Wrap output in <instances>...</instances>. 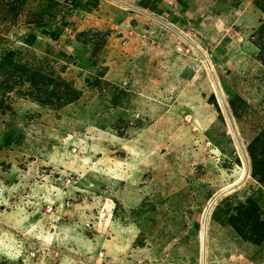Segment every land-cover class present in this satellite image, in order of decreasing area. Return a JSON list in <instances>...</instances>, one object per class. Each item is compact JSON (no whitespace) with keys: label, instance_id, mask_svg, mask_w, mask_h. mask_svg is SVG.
<instances>
[{"label":"rangeland","instance_id":"374dc122","mask_svg":"<svg viewBox=\"0 0 264 264\" xmlns=\"http://www.w3.org/2000/svg\"><path fill=\"white\" fill-rule=\"evenodd\" d=\"M120 1L0 0V264H200L234 183L204 264H264V0Z\"/></svg>","mask_w":264,"mask_h":264},{"label":"bare ground","instance_id":"6f19581e","mask_svg":"<svg viewBox=\"0 0 264 264\" xmlns=\"http://www.w3.org/2000/svg\"><path fill=\"white\" fill-rule=\"evenodd\" d=\"M109 1H111V2H113V3H115L116 5H119V6H121V7H123V8H126V9H130V10H133V11H135V12H137V13H139V14H142V15H145V16H147V17H149V18H152V19H154V20H156L157 21V18H155V17H152L151 15H149L148 13H146V12H143V10H141V9H139V8H136V7H134V6H131V5H129V3H126V2H123V1H120V0H109ZM159 21V23H161V24H163L164 26H166L167 27V29L169 28L170 30H173L178 36H180L182 39H184L196 52H198L199 53V55H201L200 53H201V51H200V49L198 48V47H196L190 40H187V39H185L184 37H183V35L179 32V31H177V30H175V29H173V28H171V27H169L170 25H167V24H165V23H162V21H160V19H158ZM184 43V42H183ZM187 45V44H186ZM190 48V47H189ZM194 53V52H193ZM203 53V52H202ZM201 58H202V61L204 62V64L206 65V70H210V65H208L207 64V60H206V58L204 57H202V56H200ZM211 84V83H210ZM212 89V88H211ZM214 91H216V89H215V85H214ZM217 93V92H216ZM216 96V95H215ZM220 98V102H221V97H219ZM216 99H218V98H216ZM218 102V101H217ZM222 103V102H221ZM219 105V104H218ZM226 115V114H225ZM228 118H227V121H228V123H229V126H230V124H231V122H230V120H228V119H230L229 118V116H227ZM232 129V128H231ZM232 131H233V129H232ZM231 131V134H234V131L232 132ZM244 173L242 172L241 173V175H243ZM240 175V176H241ZM240 178V177H239ZM238 181V179H236V181L235 182H237ZM235 184V183H234ZM234 184L233 185H230V186H228V187H224V188H222L221 190H219L218 192H216V193H214L212 196H211V198L207 201V203H206V205H205V207H204V209H203V211H202V214H201V236H200V247H199V253H200V264H204V259H205V253H204V246H203V230H204V227H205V223H206V221H207V218H208V215H209V213H210V210L212 209V207H213V205L215 204V202L217 201V199L222 195V194H224V193H226V191H229L230 189H232L233 187H235L234 186Z\"/></svg>","mask_w":264,"mask_h":264},{"label":"crops","instance_id":"0c3cea01","mask_svg":"<svg viewBox=\"0 0 264 264\" xmlns=\"http://www.w3.org/2000/svg\"><path fill=\"white\" fill-rule=\"evenodd\" d=\"M52 32V31H51ZM53 36H56V33H52Z\"/></svg>","mask_w":264,"mask_h":264},{"label":"water","instance_id":"95a60500","mask_svg":"<svg viewBox=\"0 0 264 264\" xmlns=\"http://www.w3.org/2000/svg\"><path fill=\"white\" fill-rule=\"evenodd\" d=\"M200 54H201V56L204 58L203 54H202V53H200Z\"/></svg>","mask_w":264,"mask_h":264}]
</instances>
